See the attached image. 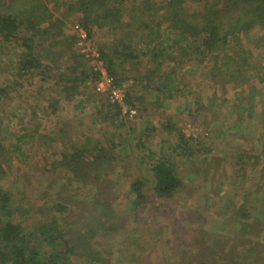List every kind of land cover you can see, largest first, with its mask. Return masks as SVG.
Wrapping results in <instances>:
<instances>
[{
  "label": "trees",
  "instance_id": "trees-1",
  "mask_svg": "<svg viewBox=\"0 0 264 264\" xmlns=\"http://www.w3.org/2000/svg\"><path fill=\"white\" fill-rule=\"evenodd\" d=\"M71 18L86 33L116 87L128 80L125 66H136L143 59L141 75L132 78L124 94L127 107L137 109L144 96L153 98L155 109L176 99L180 68L185 61L200 60L210 66L208 78L213 85L222 91L229 86L236 92L233 106L241 115L250 116L255 96L261 97L257 119L264 130V78L256 76L257 85L250 84V74L259 75L264 63V0H0V65H7L4 72L16 78L8 82L10 87L0 88V125L3 105L14 97L13 90L22 88L20 81L26 77L31 81L41 78V83L55 79L58 97L67 102L98 82L99 76L73 50L76 38L66 31ZM94 37L98 45L92 41ZM6 50L9 61L1 59ZM32 97L43 104L39 97ZM58 104L50 102L51 116ZM120 115L121 108L110 103L97 112L110 126ZM163 129L168 134L174 130L170 125ZM23 132L10 147L0 136V175L13 160L11 154L20 151L27 137V131ZM36 132L29 136L32 140ZM58 133L57 141L65 150L57 163L63 184L54 183L60 189L53 202H47L52 185L44 191L35 188L30 191L34 202L27 199L28 206L21 212L23 208L15 209L11 193L0 188V264H120L122 257V264H264V197L262 208L254 205L260 201L256 188L236 201L232 223L239 219L241 224L238 233L229 238L236 244L229 248L215 233L205 231L195 213L192 224L197 223L198 229L170 233L169 255L164 251L157 255L146 248V242L140 244L142 236L133 224L148 211L146 181L131 182L127 209L120 213L115 206L118 197L112 178L121 161L117 150L126 155L130 144L93 142L91 152H72L64 142L70 140L65 137L67 132ZM176 133L172 152H161L149 167L150 189L161 203L173 201L182 191L173 158H192L196 151L191 149L198 146ZM262 142L260 155L246 157L254 169L264 162ZM235 166L233 177L243 179ZM261 168L264 176V166ZM165 232L158 233V240Z\"/></svg>",
  "mask_w": 264,
  "mask_h": 264
},
{
  "label": "rangeland",
  "instance_id": "rangeland-1",
  "mask_svg": "<svg viewBox=\"0 0 264 264\" xmlns=\"http://www.w3.org/2000/svg\"><path fill=\"white\" fill-rule=\"evenodd\" d=\"M61 11L62 9L54 13L59 15ZM77 25V21L71 18L70 24L66 26L67 33L70 31L75 38L74 29ZM92 41L96 45L99 43L96 37ZM76 44L77 38L73 50L80 54ZM3 53L5 56L1 59L9 61L7 50ZM143 62L140 59L136 66H125V77L128 80H124L122 86L126 93L133 83L132 78L141 75L143 65L140 64ZM84 63L87 65L85 60ZM6 66L0 65V88L10 87L8 82L16 79L14 75L4 72ZM180 69L179 95L176 99L165 101L160 109H155L153 98L147 96L136 104L137 109L127 107L124 102V109L121 108V115L113 126L102 122L97 116L103 105L115 103L108 93L104 96L97 95L94 87L90 85L87 90H82V95L67 102L58 97L59 88L55 79L45 80V83H41V78L34 81L29 77L22 79V88L13 90L14 97L3 105L0 125V136L5 139L3 144L7 147L17 143L16 137L27 131L20 151L11 154L13 160L4 168V175H0V188L11 193L15 209L23 208V212L28 206L27 199L34 202L35 198L30 196V191L32 193L35 188L44 191L48 190L47 185H52V196L47 202L59 191L60 184L54 183L58 181L63 184L60 180L62 175L57 174V163L61 152L65 150L64 144L57 141V134L65 131L66 139L70 140L64 142L72 152H91L93 142L107 144V141H113L123 146L130 144L127 156L119 152L120 149L117 150L121 161L116 163L112 178L118 197L115 206L120 213L127 209L131 182L136 179L146 181L144 191L149 197L148 211L142 214L140 221L133 224L137 235L142 236L140 244L146 242V248H151L154 254L159 255L164 251L169 255L167 235L175 233V230L180 232L184 228L189 231L198 229L197 223L192 224V220L196 218L193 217L195 213L199 215V222L204 224L205 231L213 236L215 233V238L227 242L229 248L236 244L233 239H229L238 233L241 224L239 219L236 224L232 223L236 217V201L243 193L252 192L251 189L254 188L257 189V198L260 199L255 206L261 205L264 197V176L261 172L264 162H261V167L254 169L252 162L246 158L258 156L262 150L264 130L257 119L261 97L255 96L254 109L250 116L241 115L240 110L233 106L236 92L229 86L222 91L210 82V66L207 68L200 60L185 61ZM258 73L259 75L250 74L252 86L257 85L256 76L264 78V63ZM8 75L11 76L10 80ZM51 75L55 76V73ZM242 89L239 88L238 91ZM247 91L246 89L244 93L247 94ZM32 96L39 97L43 104L36 103ZM137 97L142 95L138 93ZM51 101L59 103L53 116L50 115L52 110H48ZM80 102L84 104L80 105ZM79 105L80 109L76 110ZM166 125L174 128L172 134L165 132L163 127ZM34 131L37 132L32 140L29 136ZM176 132H181L187 141H196L198 146L191 149L196 151L192 158L186 159L182 155L173 158L176 174L182 181V191L173 201L161 203L151 192L149 167L161 152H172L177 138ZM140 137H143L142 145L138 144L142 142ZM235 165L242 171L243 179L233 177ZM45 169L47 171L44 172ZM42 180L46 182L41 183ZM231 204L234 206H230ZM30 217L35 219L33 215ZM162 229L166 231L165 235L158 240V233L161 236ZM119 242L116 244L117 248ZM184 249L182 247L181 251ZM120 259V264L125 262L124 257Z\"/></svg>",
  "mask_w": 264,
  "mask_h": 264
},
{
  "label": "built area",
  "instance_id": "built-area-1",
  "mask_svg": "<svg viewBox=\"0 0 264 264\" xmlns=\"http://www.w3.org/2000/svg\"><path fill=\"white\" fill-rule=\"evenodd\" d=\"M75 35L77 38V49L80 51V54L84 57L88 67L99 76V80L94 86V91L97 95H106L113 97L112 102L114 105H118L122 110L124 109V94L125 87L121 86L120 88L114 85L111 78L108 77L106 70L104 68V63L100 59V56L96 49L93 47L90 48L89 41L86 38V33L79 27H75ZM86 52V50H88Z\"/></svg>",
  "mask_w": 264,
  "mask_h": 264
}]
</instances>
